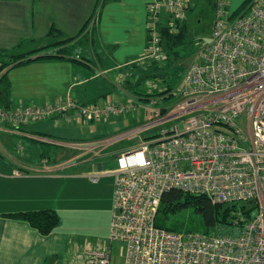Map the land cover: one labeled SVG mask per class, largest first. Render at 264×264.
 Wrapping results in <instances>:
<instances>
[{
  "label": "built area",
  "instance_id": "2783aa9c",
  "mask_svg": "<svg viewBox=\"0 0 264 264\" xmlns=\"http://www.w3.org/2000/svg\"><path fill=\"white\" fill-rule=\"evenodd\" d=\"M190 1L148 3L143 60L165 59L161 15L176 32ZM228 1L214 0L211 39L188 61L171 93L176 101L158 106L164 97H152L144 106L148 123L92 142L96 155L122 139L137 140L116 152L112 170L85 174L93 183L114 177L109 246L85 248L74 264H114V241L122 245L117 264H264V0H250L236 16L227 10ZM140 105L133 97L83 104L68 95L44 105L0 108V123L18 130L51 117L99 121ZM152 127L159 131L140 135ZM171 189L218 204L252 200L257 212L235 234L167 230L155 222L161 197Z\"/></svg>",
  "mask_w": 264,
  "mask_h": 264
},
{
  "label": "crops",
  "instance_id": "0c3cea01",
  "mask_svg": "<svg viewBox=\"0 0 264 264\" xmlns=\"http://www.w3.org/2000/svg\"><path fill=\"white\" fill-rule=\"evenodd\" d=\"M150 1L0 0V47H10L25 40L43 43L51 25L61 29L65 36H75L90 19L74 40L79 45L74 60L34 61L19 65L21 69L15 72L11 71L14 67L7 71L12 107L20 103H54L68 95L83 104L99 100H103L101 103L124 101L132 97L121 83L135 71L132 65H138L144 59L148 42L147 5ZM165 20L163 12L161 21ZM39 90L48 91V94L42 96ZM57 92L60 93L58 96H52ZM143 105L138 107L145 116ZM114 115L120 114L99 121L81 122L51 117L25 123L18 130L0 123V264H48L51 258L50 264H65L63 253L67 248V234L57 229L42 235L27 222L4 214L53 209V200L58 198L55 191H58L61 172L95 157L115 156L117 151L132 146L133 140H128L132 143L127 146L110 151L101 149V155L93 154L94 146L90 151L81 150L88 142L106 137L102 128ZM72 121L74 124L104 125L99 130H89L84 136H75L77 132L73 131V136L68 130ZM140 122L135 123L134 128ZM119 142L121 140L116 144ZM73 146L82 151L77 152L86 155L81 163L67 162L68 149H75ZM57 157L63 161L55 163ZM16 169L22 174L14 175ZM93 169L98 168L92 166ZM104 178L106 183H100ZM90 184H94L99 193L101 189L107 191L108 208L111 210L114 177L105 175Z\"/></svg>",
  "mask_w": 264,
  "mask_h": 264
},
{
  "label": "trees",
  "instance_id": "16d2710c",
  "mask_svg": "<svg viewBox=\"0 0 264 264\" xmlns=\"http://www.w3.org/2000/svg\"><path fill=\"white\" fill-rule=\"evenodd\" d=\"M249 1L244 0L241 8L238 11H234L232 16L244 11ZM214 17V0H196L194 3L191 0L185 16L180 22L178 31H170L162 22L159 28L160 44L162 51L166 55L165 59L143 60L141 62L145 64L142 67H138L139 64L132 65V68L136 70L131 73V76L122 80V88L140 102L149 101L152 97L157 96L164 98L171 96L174 84L173 82H168L167 79H162L165 85L160 90L154 89L158 88L156 80L162 76L160 72L170 66L175 68V74L179 73V69H184L185 71L186 66L181 67L179 63L181 62V50L187 44V36L192 29V24H198L202 20H209L213 26ZM86 24L75 36H65L61 29L51 25L43 38V43L25 40L10 47H0V108L12 107L10 82L7 77V71L10 68L34 61L74 60L76 58L75 50L79 46L74 43V40L79 36ZM52 50L55 51L52 52ZM186 207H191L201 217L202 233L235 234L252 217V212L256 209V203L248 200L218 204L213 203L206 195L190 194L171 189L163 193L158 212L167 215L176 213ZM238 213H240V216L237 215ZM4 216L25 221L42 235H48L55 231L60 222L57 212L51 208L23 210L6 213ZM156 225L167 230L180 231L179 227H163L157 223Z\"/></svg>",
  "mask_w": 264,
  "mask_h": 264
},
{
  "label": "rangeland",
  "instance_id": "374dc122",
  "mask_svg": "<svg viewBox=\"0 0 264 264\" xmlns=\"http://www.w3.org/2000/svg\"><path fill=\"white\" fill-rule=\"evenodd\" d=\"M195 1L196 0H193V3ZM243 1L244 0H229L227 5L229 13L238 11L242 6ZM211 26L212 24L209 20H202L198 24H192V29L187 36V44L181 50V62L179 63V65L181 64V67H185L188 61L210 41ZM144 64V62H141L138 67H142ZM16 69L21 68L19 66H15L11 69V71L14 70L15 72ZM183 73L184 69H179V73L175 74V68L172 66L166 67L165 70L160 72V75L162 76L156 80L158 88L154 89L160 90V88L165 85L162 79H167L168 82H173L175 89L180 82ZM58 89H60V85H58ZM39 92L42 96L48 94V91L44 92L39 90ZM59 94L60 93L57 92L52 96H58ZM176 99V95L171 94L168 98H163L157 105H171L176 101ZM102 101L103 100H99L97 103H101ZM149 102L150 100L142 101L140 104H144L143 106H145ZM142 111L143 110L138 107L130 114L111 116L109 122L105 125H101L100 123H95L93 125L89 123L74 124L75 122L72 121V125L70 126L71 129L68 128V126L66 128H68L69 132H71L73 136V131L77 132L75 136H84V134H87L89 130H99V128H102L104 125L102 128L103 135L110 137L124 130L134 128V124L139 121L141 122L139 125L136 124L137 126L148 123V115L145 110V116L142 115ZM158 131L159 127H152L141 131L140 135L143 138H147L156 134ZM130 142L132 143V141H128L127 139H122L121 142L117 144L112 143L107 145L106 151L114 150L121 146H127ZM136 142L137 140H133V144ZM91 146H93V143L88 142L84 148L81 147V150L85 149L90 151L92 148ZM72 148L75 149H68L69 151L66 158L68 157L69 159L67 162L79 161V163H81L86 155L79 153L82 152L79 147L77 148V146H73ZM61 161H63V158L61 159L60 157H57L54 162L58 163ZM115 161L114 155H107L106 157L99 156L90 159L87 163L68 168L64 171L65 174H63L64 172H61L62 177L58 182V191H55V196L58 198L53 200L54 203L52 208L57 212L60 219L56 230H62L68 236L66 244L67 248L63 253V260H65V264H74V260L78 257V255L89 246H106V244L109 246L108 237L112 208L111 210L108 208L107 191L101 189V193H99V189L97 190V187L94 186V184H90L91 181L83 174L86 173V171H90L92 166H96L98 169L102 168L104 170H112L115 167ZM99 164H101V166H99ZM107 179H110V177ZM107 179L104 178V181L102 179L100 183H106ZM256 212V209L253 210L252 217L256 214ZM156 223L163 227H179L180 231L202 232L203 229L201 217L196 214L191 207H186L176 213H170L167 215L158 212L156 216ZM121 251L122 245L114 241L111 244L112 263H120ZM51 260L52 258L48 264H50Z\"/></svg>",
  "mask_w": 264,
  "mask_h": 264
}]
</instances>
